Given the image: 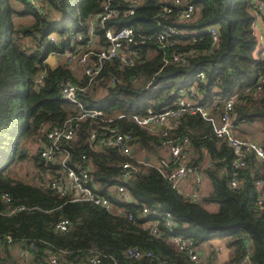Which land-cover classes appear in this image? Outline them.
I'll return each mask as SVG.
<instances>
[{"label":"trees","instance_id":"obj_1","mask_svg":"<svg viewBox=\"0 0 264 264\" xmlns=\"http://www.w3.org/2000/svg\"><path fill=\"white\" fill-rule=\"evenodd\" d=\"M104 1L0 0V210L6 205L3 192L10 197V205L26 201L33 205L10 215L0 214V264H21L13 247L29 242L36 249L30 252L27 264H51L45 260L49 252L57 255L55 264H67L74 253L85 258L95 251L102 253L95 264H194L161 234L152 235L145 228L150 221H157L160 227L165 211L175 222L172 233L191 237L197 245L221 243L228 252L224 264L236 259L246 241L250 264H264V198L256 203L259 188L254 184L258 178L264 180L262 160L248 154L238 171V185L232 188L228 179L233 154L213 136L207 120L185 113L175 130L162 134L133 117L144 115L146 107L154 112L172 107L184 88L193 84L197 96L193 99L203 105L233 93L230 121L235 133L245 136L241 125L255 122L263 141L264 91H255V80L264 68V58L254 54L258 40L250 26L253 0H186L196 9L187 20L179 18L177 7L160 13L157 0H141L131 14L123 13L128 0H110V7H117L120 13L106 19L104 27H132L137 40L125 48L137 57L132 64L117 58L102 63L86 91L78 95L84 106L99 108L102 113L75 122L72 138L62 144L69 153V164L86 167L95 191L119 212L88 201H64L41 183V175L49 174L53 164L39 162V143L51 126L74 113L73 105L61 98L60 86L65 79L84 83L78 67L71 70L59 62L51 66L45 58L67 46L73 32L84 37L90 17L102 11ZM210 24L217 27L213 45L206 31ZM166 26L176 32L170 36L174 40L171 46H162L153 38L138 41L139 35L154 36ZM93 31L98 36L96 43H102L101 29ZM51 34L57 38L54 43L47 38ZM83 39L77 42L82 50ZM171 49L184 52L186 60L165 62ZM200 72L201 78L197 76ZM105 124L129 133L132 157L88 139L91 129L100 132ZM183 135L187 137L183 159L195 165L210 185L207 195L197 201L172 189L154 165L142 163L145 156L149 163L163 153L167 137ZM32 145L30 152L28 146ZM24 159L35 168V181H24L10 172L12 164ZM125 159L140 160V171L122 181L120 163ZM118 183L129 193L130 201L117 196L114 186ZM207 202L216 204L214 211L204 207ZM142 206L146 207L144 214ZM126 212L131 213L128 220ZM60 218L67 220L64 230L54 228ZM6 235L9 242L2 239ZM128 246L150 255L127 257L123 249Z\"/></svg>","mask_w":264,"mask_h":264},{"label":"built area","instance_id":"obj_2","mask_svg":"<svg viewBox=\"0 0 264 264\" xmlns=\"http://www.w3.org/2000/svg\"><path fill=\"white\" fill-rule=\"evenodd\" d=\"M33 1V0H32ZM129 5L123 10V13H133L135 5L140 3L141 0H128ZM157 0L158 11L167 14L173 10L174 7L178 8V16L180 19H190L195 12L194 5L186 0ZM254 3V18L255 15L261 18L264 23V0H253ZM120 13L117 7H110V0H105L102 11L90 17L87 24L86 35L83 37L80 32H73L65 46L61 51L56 54L57 59L62 67L71 70L76 67L79 68V73L84 78L83 84H78L70 79H65L60 86L61 98L73 105L74 113L68 115L60 124L51 126L38 146V158L43 163H51L53 167L49 170V174L41 175V183L43 186L49 188L57 197L64 201H88L91 204L104 208L106 211L117 213L118 209H113L112 204L102 194L95 191V185L90 180L88 169L79 164H69V153L63 146L62 142L70 140L74 133V124L77 121L85 119H94L101 115L102 111L96 107H86L81 103L78 95L79 92L86 91L90 82L95 78L101 69V65L105 61H110L117 58L123 64H132L134 56L137 57L136 52H130L125 48V45L134 43L137 39L135 32L130 26H121L116 29L104 27L106 19L113 15ZM250 23L258 41L262 39V35L256 33L255 19ZM98 27L101 29L102 43L98 41L97 34L93 29ZM209 37L210 45H213L217 40V27L215 24H210L206 27ZM172 26L161 28L155 34L142 36L139 35L138 41L142 43L144 40L154 39L160 45L171 46L174 40L170 36L175 34ZM48 40L56 42L54 35H48ZM82 38L83 47L78 44ZM259 43V42H258ZM96 46L97 50L93 51L92 48ZM186 60L184 52H178L171 49L168 52V57L165 62H178L183 63ZM199 78L202 73H198ZM40 77L36 78L39 82ZM112 82V78L110 80ZM255 91H264V68L258 72L255 80ZM196 97V91L193 84L188 85L176 98L172 107L165 108L161 111L154 112L151 108L146 107L144 115L133 116L139 124H146L153 130L160 131L162 134H167L176 129L180 118L183 114L197 115L201 119L207 120L212 128L213 136L219 141L224 143L232 152L233 158L231 160V174L228 179V185L232 188L237 187L238 171L246 164V157L252 153L256 158L262 160L264 163V140L256 141L246 136H238L235 133L234 127L231 124V108L235 95L229 94L224 97L214 98L209 104H199L193 98ZM214 111V112H213ZM100 132L91 129L88 133V139L96 142L98 146H105L113 148L117 153L125 157H132V143L131 137L128 132L119 131L116 125L105 124L100 128ZM171 133V132H170ZM187 137L185 135L178 137H167L163 144V153L153 162L147 163V160L142 161L143 164L154 165L163 178L167 181L172 189L182 194L184 197L191 201H197L202 196L207 195L201 191V183L203 174L197 169L195 165L189 164L183 159L185 152V144ZM140 160L134 161L125 159L120 163V176L121 180H127L140 171L138 165ZM210 161H207V165ZM188 180L189 185L187 188H182V182ZM254 184L259 188L256 203H259L264 198V180L256 179ZM117 196L124 200L130 201L129 193L125 190L122 183L114 186ZM2 201L6 204L0 210L2 215H10L20 210H28L33 208L29 201L10 205V197L6 193L1 194ZM146 212V207H141V213ZM126 219L131 218V213L124 214ZM67 225L65 218H60L54 223V228L64 230ZM175 222L170 213L165 211L160 220V227L157 221H150L146 223L145 228L149 230L152 235H160L167 243L171 244L175 250L184 254L194 264H224L225 257L222 254L225 250L221 243L209 242L208 245L195 244L191 237L183 236L180 234L172 233V227ZM168 231L165 234V231ZM5 242L10 241V236L6 235L2 238ZM1 244V240H0ZM36 247L32 242L27 246H22L18 250V256L22 260H26L30 256V252L35 250ZM230 251V250H228ZM250 244L244 242L242 251L238 254L236 259L232 260L229 264H250ZM123 254L127 257L139 258L149 256V251L142 250L136 246H128L123 249ZM231 254V251H230ZM102 253L99 251L92 252L85 258H81L78 253H74L71 260L67 264H95L99 261ZM45 260L51 264L58 262V257L55 253L49 252ZM9 262L8 259L5 263ZM165 264V263H164Z\"/></svg>","mask_w":264,"mask_h":264},{"label":"rangeland","instance_id":"obj_3","mask_svg":"<svg viewBox=\"0 0 264 264\" xmlns=\"http://www.w3.org/2000/svg\"><path fill=\"white\" fill-rule=\"evenodd\" d=\"M254 54H255V52H254ZM51 56L52 55L48 54V60H50ZM57 61H59V60L52 59L50 64L54 65V64H56ZM241 128H243L245 130L244 135L256 136V135L260 134L258 132L259 131V127H258L257 123H255V122L248 123V124H243V125H241ZM235 130L237 131V129H235ZM253 139L256 140V138H253ZM261 139H259V140H261ZM28 150L30 152L33 151L34 150V146L33 145L32 146H28ZM25 151H26V148H25ZM35 171L36 170H35L34 167H32L31 162L28 159H24L20 163L12 164L10 172H13L15 177L20 178V179H22L24 181H35V178L33 177V174L35 173ZM204 207L208 211H214L215 208H216V204L213 203V202H207V203L204 204ZM204 244L208 245L209 242H204ZM18 250H19V248H17V246L13 247V252L17 255V257H19L18 256ZM27 260L28 259L22 260L19 257V261H21L20 263L23 262L22 264H27Z\"/></svg>","mask_w":264,"mask_h":264},{"label":"crops","instance_id":"obj_4","mask_svg":"<svg viewBox=\"0 0 264 264\" xmlns=\"http://www.w3.org/2000/svg\"><path fill=\"white\" fill-rule=\"evenodd\" d=\"M254 19H255V29L254 30L256 31L257 35L258 34H261L262 35V39H260V41H258L259 43L257 45V49H256V51H254L255 52V56L259 54V56H261V57L264 58V23H263L262 19L261 18H258L256 15H255V18ZM50 55H52L50 57V60H48V55L45 58L46 62L49 65H51L50 62H51L52 59H54V60L57 59L56 54L50 53ZM54 65H51V66H54ZM245 136L246 137H249V138H252V137L253 138H256L257 141L262 138L260 134H258L256 136H248V135H245ZM146 160H147V158H146ZM188 185H189L188 180H185V181L182 182V188H187ZM209 190H210V185H209L208 181L205 178H203L202 183H201V191L203 193H207V192H209ZM227 256H228V252L227 251H224L223 254H222V257L227 258Z\"/></svg>","mask_w":264,"mask_h":264},{"label":"water","instance_id":"obj_5","mask_svg":"<svg viewBox=\"0 0 264 264\" xmlns=\"http://www.w3.org/2000/svg\"><path fill=\"white\" fill-rule=\"evenodd\" d=\"M25 151V148H23V152ZM147 156L144 157V159L146 160ZM41 164L43 163L42 160L39 161Z\"/></svg>","mask_w":264,"mask_h":264}]
</instances>
